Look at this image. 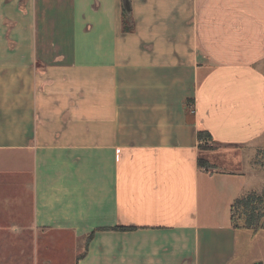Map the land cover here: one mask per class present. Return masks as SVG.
Wrapping results in <instances>:
<instances>
[{
  "label": "crops",
  "instance_id": "obj_1",
  "mask_svg": "<svg viewBox=\"0 0 264 264\" xmlns=\"http://www.w3.org/2000/svg\"><path fill=\"white\" fill-rule=\"evenodd\" d=\"M262 149L264 0H0V236L31 264H230Z\"/></svg>",
  "mask_w": 264,
  "mask_h": 264
},
{
  "label": "rangeland",
  "instance_id": "obj_2",
  "mask_svg": "<svg viewBox=\"0 0 264 264\" xmlns=\"http://www.w3.org/2000/svg\"><path fill=\"white\" fill-rule=\"evenodd\" d=\"M124 20L128 23L125 17ZM128 27L130 26L128 25ZM256 159L258 166L264 168V149L258 152ZM251 187L252 191H260L264 187V173L251 181ZM32 237L30 234L0 236V264H12L18 258L21 259V264H31L33 256L32 247H30L32 246ZM20 242L25 245L22 249H18ZM10 245V249H7ZM256 262L264 264V229L252 230L250 228L237 227L235 255L230 264H254Z\"/></svg>",
  "mask_w": 264,
  "mask_h": 264
},
{
  "label": "trees",
  "instance_id": "obj_3",
  "mask_svg": "<svg viewBox=\"0 0 264 264\" xmlns=\"http://www.w3.org/2000/svg\"><path fill=\"white\" fill-rule=\"evenodd\" d=\"M125 15V14H124ZM127 18V16H125ZM129 22L125 23V29H128ZM197 137L200 140H210L209 133L198 131ZM201 146V145H200ZM198 164L205 168L211 167L205 160L199 158ZM230 219L232 226L250 228L252 230L264 229V187L260 191H248L236 197L230 207ZM122 230L131 229V227H116ZM91 233L84 243L86 249L89 240L92 238ZM84 253L78 254V257Z\"/></svg>",
  "mask_w": 264,
  "mask_h": 264
},
{
  "label": "water",
  "instance_id": "obj_4",
  "mask_svg": "<svg viewBox=\"0 0 264 264\" xmlns=\"http://www.w3.org/2000/svg\"><path fill=\"white\" fill-rule=\"evenodd\" d=\"M262 262H256V263H254V264H261Z\"/></svg>",
  "mask_w": 264,
  "mask_h": 264
}]
</instances>
